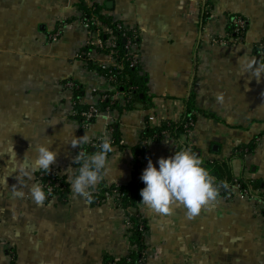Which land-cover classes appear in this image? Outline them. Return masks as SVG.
<instances>
[{
	"label": "crops",
	"instance_id": "obj_1",
	"mask_svg": "<svg viewBox=\"0 0 264 264\" xmlns=\"http://www.w3.org/2000/svg\"><path fill=\"white\" fill-rule=\"evenodd\" d=\"M93 1L138 29L140 60L132 103L117 89L115 108L84 127L72 99L101 108L113 85L76 56L86 36L77 0H0V264H102L135 249L112 202L88 203L73 191L41 204L31 196L43 171L33 169L34 145L49 144L57 153L50 168L65 174L82 146L89 156L100 151L88 144L109 121L113 150L96 185H128L148 159L158 167L159 157L190 148L264 193V75H241L237 65L245 54L263 63L264 0ZM234 17L246 21L236 38ZM98 59L110 64L106 52ZM187 120L189 132L156 133ZM86 133L87 143L70 144ZM140 200L132 206L146 223L137 264H264L263 199L218 191L192 218L180 204L162 214Z\"/></svg>",
	"mask_w": 264,
	"mask_h": 264
},
{
	"label": "built area",
	"instance_id": "obj_2",
	"mask_svg": "<svg viewBox=\"0 0 264 264\" xmlns=\"http://www.w3.org/2000/svg\"><path fill=\"white\" fill-rule=\"evenodd\" d=\"M85 9L79 7V13L77 14V18L84 25L86 30V36L84 41L82 42L81 47L77 50L76 56L85 62L88 65V68L92 71H98L99 68L103 69L106 79L113 85L112 92L108 95L102 96L103 101H107L110 104L118 97L117 87L120 84L118 78L124 72L126 68H135L138 67L140 54H139V35L138 29L134 26L127 25L122 26L120 23L115 24V28L119 32L116 36L114 35L115 31H112V27L108 24L104 23L99 18V13L94 12L92 7L91 0H81ZM85 11L88 14H85ZM105 16H109L102 13ZM232 31L236 38L240 35L246 26V21L239 17L232 18L231 21ZM60 27L57 32L54 34L55 36L59 35ZM54 36V37H55ZM118 39L123 40V49L125 51V55L123 57H119L117 54V41ZM102 52H106L110 59V64L107 66L99 65L98 58ZM257 54L259 58L264 63V44L257 46ZM65 87L73 92L75 90V85L72 81H68L65 83ZM131 87H127L124 90V103H128L129 98L131 97L130 90ZM76 100L72 99V105H76ZM72 106V115L78 118L82 126H86L92 118H95L100 113L105 112L108 113L110 111L109 106H106L104 110H101L95 106H88L83 108H73ZM186 132H189V128L186 129ZM107 137L110 140L111 146L114 145L113 140V127L112 123L109 121L105 127V136L98 140H94L88 145L100 147L102 140ZM80 152H83L82 148H80L76 155ZM84 153V152H83ZM80 167V163H74V167L72 170L65 171V174L61 172L58 168H49V171L45 173L38 174L37 183H39L42 188L46 192V198L49 201H53L58 198H62L61 193L67 189L68 192L72 191L69 177L75 174V170ZM240 179H234L233 189L239 194L241 198H248L252 200L263 199L264 201V193L259 192L258 188L242 187L239 183ZM118 185L113 183H108L104 185H95L89 189L92 198L97 199V201L104 202H112L117 205L118 209L122 212L123 215V231L128 239L132 237L134 231L136 229H143V225L140 222L134 221V217H136V212L133 210L132 206H128L122 204L121 195L119 194ZM68 194V193H67ZM101 197V198H100ZM133 248V246H132ZM130 249L129 253L131 252ZM119 260V257H112L105 263L102 264H116ZM137 264V263H136Z\"/></svg>",
	"mask_w": 264,
	"mask_h": 264
},
{
	"label": "clouds",
	"instance_id": "obj_3",
	"mask_svg": "<svg viewBox=\"0 0 264 264\" xmlns=\"http://www.w3.org/2000/svg\"><path fill=\"white\" fill-rule=\"evenodd\" d=\"M237 65L241 75L251 74L256 80L264 75V63L249 59L247 54L239 57ZM88 139L87 133L78 138L72 136L70 144L80 146ZM34 149L33 169L49 171L57 153L50 149L49 144H36ZM112 150L110 140L105 137L99 152L91 156L80 152L74 158V163H80V167L69 177L71 189L88 203L93 199L89 189L99 182L100 170L106 168L107 154ZM156 165L158 167L148 159L140 175L144 184L139 192L140 201L148 208L166 214L173 205L180 204L186 209V215L192 218L203 206L216 199L218 190L214 178L190 148L175 151L168 157H159ZM31 196L37 204H41L46 199V192L39 183H35L31 186Z\"/></svg>",
	"mask_w": 264,
	"mask_h": 264
},
{
	"label": "trees",
	"instance_id": "obj_4",
	"mask_svg": "<svg viewBox=\"0 0 264 264\" xmlns=\"http://www.w3.org/2000/svg\"><path fill=\"white\" fill-rule=\"evenodd\" d=\"M91 1H92V7L94 9V12L99 13V18L104 23H106L112 27V31H115L114 35L117 36L119 34L117 29L114 27L116 23H120L124 27L127 26L124 22H122L119 19L114 18L111 15L110 16L103 15L102 14L103 13L102 6H100L97 2H95L93 0H91ZM77 2H78L79 7H81L82 9H85L81 0H77ZM85 14L87 15L88 12L85 11ZM116 49H117V54L119 57H123L125 55V51L123 49V40L122 39H118ZM137 77H138V67H135V68H129L128 67L124 70V72L118 78V81L120 83L117 87L118 90H120V89L126 90V88L128 86L131 87V89H129L131 92V97L129 98L127 104H131L132 100L136 97L135 86L138 83ZM74 85H75V83H74ZM71 93L75 94V96L77 95L76 85H75L74 93L73 92H71ZM75 106H77V105H75ZM106 106H109V108L111 109L114 106V104L113 103L110 104L107 101H105L102 103L101 108L100 107H98V108H100L102 110V109H105ZM77 107H75V108H77ZM78 108H80V107H78ZM114 108H115V106H114ZM188 121L189 120L183 121L179 125H171V124L163 125L162 126L163 129L157 130L156 133L158 134V132H159L161 134L163 130L172 131L175 134L181 133V132L185 131L186 129L190 128L191 125H189ZM82 150L84 153L89 155L90 151H89L88 146H86V145L82 146ZM97 150H100V147H98ZM202 165L208 171V173L214 178L215 186L217 187L218 191L226 192L228 189L233 188L232 186L234 185V179L230 175V170H229L226 163H221V162H217V161H204V162H202ZM43 172L45 173L46 171H42L40 173H43ZM140 175L141 174H139L137 180L131 181V183H129L128 185H123V186L119 185L117 187L119 190V194L121 195V201L120 202L122 204L134 207L139 202V200L141 198L139 195V192H140V189L144 187L143 182L140 180ZM239 183L241 184L242 187L251 186V188H257V184L253 181H240ZM67 193H68V191H67V189H65L61 193L62 198H64ZM92 200L97 201V199H92ZM136 215L137 216L134 217L133 219L137 223L140 222L143 225V229H142V231L136 229L134 231L132 237H130V241L133 245H135V249L131 250V252L128 253L125 257H120L119 260L116 262V264H136L141 258L140 254H141V249L143 247V235H144V232L146 230V223H145L141 214L136 213ZM110 259H111V257H104L103 263L107 262ZM10 264H15V262L13 261Z\"/></svg>",
	"mask_w": 264,
	"mask_h": 264
}]
</instances>
